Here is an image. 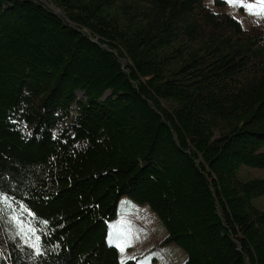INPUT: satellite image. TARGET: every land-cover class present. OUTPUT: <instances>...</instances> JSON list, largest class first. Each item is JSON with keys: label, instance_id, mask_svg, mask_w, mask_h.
Listing matches in <instances>:
<instances>
[{"label": "trees", "instance_id": "obj_1", "mask_svg": "<svg viewBox=\"0 0 264 264\" xmlns=\"http://www.w3.org/2000/svg\"><path fill=\"white\" fill-rule=\"evenodd\" d=\"M253 169L264 28L205 0H0V264H137L108 241L123 197L185 264H264Z\"/></svg>", "mask_w": 264, "mask_h": 264}, {"label": "rangeland", "instance_id": "obj_2", "mask_svg": "<svg viewBox=\"0 0 264 264\" xmlns=\"http://www.w3.org/2000/svg\"><path fill=\"white\" fill-rule=\"evenodd\" d=\"M205 2L215 12L237 19L244 29L264 28V15L254 14L261 11L264 0H205ZM245 5L251 7L246 8ZM50 6L53 4L50 3ZM56 9L59 10L57 7ZM57 14L62 15L60 10ZM248 172L253 178L264 179V169H253ZM253 205L264 211V196L254 199ZM118 211L119 217L109 225L108 241L118 248L122 262L134 260L137 264L186 263V252L175 242L168 241V233L161 219L148 204L123 197Z\"/></svg>", "mask_w": 264, "mask_h": 264}, {"label": "snow or ice", "instance_id": "obj_3", "mask_svg": "<svg viewBox=\"0 0 264 264\" xmlns=\"http://www.w3.org/2000/svg\"><path fill=\"white\" fill-rule=\"evenodd\" d=\"M234 6H236V5H234ZM245 7L247 8V7H251V6H250V5H245ZM254 14H257V15H264V6H262V9H261L260 12H258V13H254ZM21 230H23V229H22V226H21Z\"/></svg>", "mask_w": 264, "mask_h": 264}, {"label": "bare ground", "instance_id": "obj_4", "mask_svg": "<svg viewBox=\"0 0 264 264\" xmlns=\"http://www.w3.org/2000/svg\"><path fill=\"white\" fill-rule=\"evenodd\" d=\"M50 6V5H49ZM51 8L54 10L55 7L51 6ZM56 9V8H55ZM57 12H59V10L56 9L55 13L57 14Z\"/></svg>", "mask_w": 264, "mask_h": 264}]
</instances>
